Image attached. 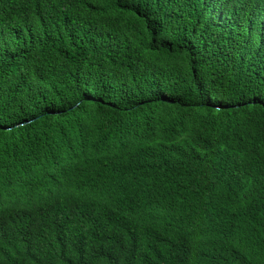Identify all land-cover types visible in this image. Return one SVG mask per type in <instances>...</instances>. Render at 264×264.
<instances>
[{
	"label": "trees",
	"instance_id": "1",
	"mask_svg": "<svg viewBox=\"0 0 264 264\" xmlns=\"http://www.w3.org/2000/svg\"><path fill=\"white\" fill-rule=\"evenodd\" d=\"M0 264H264V0H0Z\"/></svg>",
	"mask_w": 264,
	"mask_h": 264
}]
</instances>
